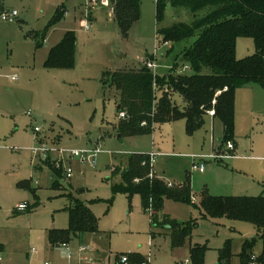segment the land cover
Returning <instances> with one entry per match:
<instances>
[{
    "label": "rangeland",
    "instance_id": "374dc122",
    "mask_svg": "<svg viewBox=\"0 0 264 264\" xmlns=\"http://www.w3.org/2000/svg\"><path fill=\"white\" fill-rule=\"evenodd\" d=\"M86 1L0 0V10L16 11L15 20L0 19L2 264H116L121 256L132 255H149L152 264H180L185 259L191 264L189 250L195 245L206 248L204 264H217L218 249L227 240L231 242L230 264H238L242 240L254 236L255 227L246 220L207 217L199 202L204 193L264 195V86L236 88L232 149L223 143L222 123L209 114L192 132L180 117L155 123L149 132L120 135L118 121L123 119H118L113 91L102 88L103 74L137 69L146 60L155 61L154 74L190 73L182 52L197 36L169 42L171 47H167L156 30L190 23L194 16L189 9L166 1L158 24L156 0H140L139 19L123 32L109 7ZM66 31L74 35L72 66H46L49 50ZM254 51L250 37L237 38V58ZM174 98L184 104L178 95ZM42 142L47 159L41 157ZM73 150L89 155L94 163L71 157ZM132 152L153 153L151 176H159L168 188L188 178L190 200L164 198L159 214L186 227L196 223L181 245L171 246L165 231L151 227L150 213L143 209L139 194L116 190L121 172L115 168L125 166ZM57 159L61 174L52 171L58 168ZM201 164L202 171L193 167ZM68 166L69 178L64 173ZM71 198L89 206L98 231L81 241H69L73 256L68 260L64 247L49 243L47 231L68 229ZM20 203L28 209L17 211ZM78 243L87 247L88 261L77 262ZM31 249L37 253L31 254ZM260 250L258 240L252 254L256 257Z\"/></svg>",
    "mask_w": 264,
    "mask_h": 264
},
{
    "label": "trees",
    "instance_id": "16d2710c",
    "mask_svg": "<svg viewBox=\"0 0 264 264\" xmlns=\"http://www.w3.org/2000/svg\"><path fill=\"white\" fill-rule=\"evenodd\" d=\"M166 1L173 7L183 6L193 13L194 19L190 23L177 22L167 27L158 26L156 30L162 43L197 36L182 52L191 72L170 70L162 75L154 74L145 64L137 69L105 72L101 79L102 88L113 91L117 112L126 114L118 121V132L120 135L149 132L155 123L180 117L185 119L186 129L192 132L201 126L203 116L213 110V117L222 123L223 143L233 141L236 88L249 84L264 86V0H156L158 24L163 20ZM109 2L113 7L114 21L123 32H127L140 17V0ZM201 11L202 15L197 17ZM238 37H250L255 51L237 58ZM73 55L74 35L72 31H66L49 50L44 63L48 67H69L73 64ZM175 95L182 98L184 104H177ZM149 159L148 152L129 153L125 166L115 168L121 172V182L116 185V190L128 195L139 194L143 209L151 210V227L167 229L170 244L175 247L184 242L196 223L186 227L167 214H159L164 198L190 200L189 180L187 178L179 186L168 188L159 177L150 176ZM61 170L52 171L61 174ZM71 200L73 204L67 209L68 229L52 228L47 232L52 246L98 231L97 218L89 206L76 198ZM199 207L205 216L213 219L225 216L251 222L256 234L243 239L238 253L239 263L264 264V195L212 196L204 193ZM258 240L261 251L255 257L252 250ZM205 249L199 245L190 247L191 264H204ZM231 258V242L227 240L218 250L217 264H229ZM127 259V264H141L145 260L135 255L127 256Z\"/></svg>",
    "mask_w": 264,
    "mask_h": 264
},
{
    "label": "built area",
    "instance_id": "2783aa9c",
    "mask_svg": "<svg viewBox=\"0 0 264 264\" xmlns=\"http://www.w3.org/2000/svg\"><path fill=\"white\" fill-rule=\"evenodd\" d=\"M86 4L87 5L90 4L92 6L100 5L102 7H109L110 8V12L113 13V7L110 4L109 0H87L86 1ZM64 13H66V12H64ZM15 18H16V11L15 10H0V19L2 21L10 22V21L15 20ZM166 43L167 42H165L163 44H166ZM144 64L149 69H151V70L156 67V64H155V61L154 60H146L144 62ZM182 71H180V72H182ZM152 72H153V70H152ZM208 113H210L211 115H213L214 111L213 110H209ZM125 117H126V114H125L124 111H121V112L118 113V119H124ZM35 130L37 131L38 128H35ZM226 146H227L228 149H232L233 144H232L231 141H228L227 144H226ZM40 150L42 152L41 157L47 159L48 157L45 156L46 148L44 146V143L41 145ZM34 154H37L36 150H34ZM70 155H71V157H77V158H79V161L81 163H87V162L94 163V160H91V158L89 157V155L80 153V152H78L76 150L71 151ZM149 158H150L149 159L150 160V164H153L154 163V159H155V155L153 153H150L149 154ZM58 160H60V159H57V161H55V165L58 168H62V164ZM193 167L196 168V169H199L200 171L203 170L202 164L199 165V166L194 165ZM71 172H72V170H71L70 166L66 167L65 170H64L65 176L67 178H69L71 176ZM150 176H151V173H150ZM169 186H170V183H169ZM27 209H28V206L26 204H23V203L18 204L17 207H16V210L17 211H24V210H27ZM148 212L151 213V210L148 209ZM60 246L67 248V255H68V257H70L71 253H70V251L68 252L67 243H62V244H60ZM84 249H85L84 247H80V250H84ZM32 251L35 252L34 249H32ZM127 261H128L127 256H121L120 262H122V264H127ZM0 264H2L1 254H0ZM44 264H48V263H44ZM141 264H149V260L148 259H145Z\"/></svg>",
    "mask_w": 264,
    "mask_h": 264
},
{
    "label": "crops",
    "instance_id": "0c3cea01",
    "mask_svg": "<svg viewBox=\"0 0 264 264\" xmlns=\"http://www.w3.org/2000/svg\"><path fill=\"white\" fill-rule=\"evenodd\" d=\"M163 46L171 47V45H170L169 42H167L166 44H163ZM206 114L211 115V114L208 113V112H207ZM211 117L213 118V120L215 119V118L213 117V115H211ZM153 172H154V171H153ZM154 173H155V172H154ZM155 175H156V174H155ZM156 176H157V175H156ZM157 177H159V176H157ZM181 184H182V183H181ZM179 185H180V184H179ZM160 229H162V231H165L166 234L168 235V230H167V229H163V228H160ZM47 232H48V231H47ZM88 234H94V235H95V233H88ZM85 235H86V234L78 235V236L74 237L73 239H77V240L81 241ZM254 236H255V235H254ZM244 238H246V237H244ZM244 238H243V239H244ZM73 239H72V240H73ZM72 240H71V241H72ZM242 241H243V240H242ZM69 243H70V242H69ZM69 243H67V247H68V252L70 251L71 255H70V257H68V255H67L68 260L71 259L72 256H73V252L70 250ZM0 247H1V244H0ZM80 247H84L85 249H84V250H80ZM64 248H65V250H66V254H67V248H66V247H64ZM34 250H35V249H34ZM218 250H219V249H218ZM76 251H77V260H78L77 262H78V263H81V262H84V261H88V257L85 255V253H86V251H87V247H86V246H84L82 243H78L77 246H76ZM260 251H261V250H260ZM30 253H31V254H36L37 251L35 250V252H33L32 249H31V250H30ZM144 258L149 260V264H152L149 255H148L147 257H144ZM118 262H119V261H118ZM118 262H117L116 264H118ZM188 263H189V262H188L187 259H185L184 261H181V262H180V264H188ZM229 264H230V262H229ZM238 264H240V263H238Z\"/></svg>",
    "mask_w": 264,
    "mask_h": 264
},
{
    "label": "water",
    "instance_id": "95a60500",
    "mask_svg": "<svg viewBox=\"0 0 264 264\" xmlns=\"http://www.w3.org/2000/svg\"><path fill=\"white\" fill-rule=\"evenodd\" d=\"M116 53H117L118 55H120V54H121V53H120V52H118V51H117ZM121 55H122V54H121Z\"/></svg>",
    "mask_w": 264,
    "mask_h": 264
}]
</instances>
